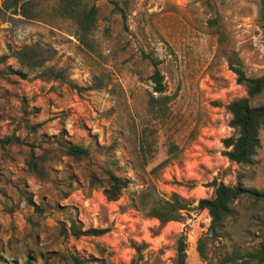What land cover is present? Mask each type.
I'll use <instances>...</instances> for the list:
<instances>
[{
  "label": "rangeland",
  "instance_id": "obj_1",
  "mask_svg": "<svg viewBox=\"0 0 264 264\" xmlns=\"http://www.w3.org/2000/svg\"><path fill=\"white\" fill-rule=\"evenodd\" d=\"M36 1L42 14L29 20L3 12L0 0V57L34 49L7 60L25 78L0 84L1 98L9 97L0 115L17 110L22 99L26 118L39 125L34 137L61 133L90 155L62 158L42 182L24 164L25 147L0 143V264H73L71 256L85 264H171L179 238L186 264H216L231 251L242 256L264 244V126L247 166L229 163L221 143L233 134L225 105L246 93L229 60L237 59L249 78L264 76L258 1L83 0L97 10L92 51L77 42L70 21L51 14L57 0ZM146 56L159 62L163 76L162 118L147 109ZM263 103L264 92L250 105ZM12 133L32 137L0 119V139ZM107 170L129 180L115 202L102 193ZM213 181L247 192L215 240L206 211L183 213L181 222L164 227L143 217L141 203L171 193L196 206L211 196ZM71 221L101 234L67 236L62 227ZM200 238L205 260L196 252ZM133 243L144 245L141 259Z\"/></svg>",
  "mask_w": 264,
  "mask_h": 264
},
{
  "label": "trees",
  "instance_id": "obj_2",
  "mask_svg": "<svg viewBox=\"0 0 264 264\" xmlns=\"http://www.w3.org/2000/svg\"><path fill=\"white\" fill-rule=\"evenodd\" d=\"M260 6L261 28L264 33V0H257ZM118 7L114 9L118 11ZM1 10L12 15L21 16L29 20H37L42 14L39 4L36 0H2ZM51 14L59 19L70 21L74 27V36L77 42L88 51L94 48L93 32L96 26L97 10L94 6H88L83 0H57L51 7ZM40 18V17H39ZM34 49L33 47L23 46L11 52L10 55L0 57V84H12L14 78L24 79L25 75L21 71L11 69L6 65L8 59L19 60L20 56H27ZM146 58L152 67L150 81L152 83V93L147 99V109L155 118H162L166 114V104L168 97L164 95L165 84L163 76L159 70V62L149 56ZM229 68L236 77V84L244 88L246 92L243 97L235 98L225 105L230 119L228 127L232 129L233 134L221 141L224 151L222 155L229 163L240 166L249 165L257 150L259 144V132L264 126V103L253 107L251 101L264 92V76L258 78H249L245 75L241 63L237 59L229 60ZM57 76L61 77L59 73ZM0 94V98H1ZM9 97H3L0 104L4 107L8 105ZM10 115H0L1 120L10 119L17 129H24L26 136H32L30 141H25L24 137L12 133L0 139L1 146L25 147L24 164L31 174L38 180L45 182L48 179L50 167L62 158H69L74 161L87 160L90 155L88 148L78 144L71 143L65 136L59 133L56 136L39 135L34 137L38 124L31 123L26 117L29 115L22 99L18 103V109L8 112ZM142 143L146 144L143 138ZM143 149V148H142ZM165 162L159 164L162 168ZM105 182L102 185L103 196L107 202H115L119 199L121 190L125 189L129 183L128 179L116 176L112 171H104ZM95 175L90 176V184H95ZM212 188V194L209 198L200 199L197 205L193 202L171 193L167 198L151 199L148 202L141 203V212L143 217L157 221L159 227H164L169 222H181L183 213L192 211H206L210 219L207 233L212 239L218 237V230L228 218L233 215L235 202L247 192L239 186H227L222 182L213 181L209 185ZM63 233L67 236L78 238L84 235L95 236L101 233L94 230L82 231L71 221L68 229L62 227ZM136 255L141 259V251L144 245L133 243L132 247ZM205 243L200 238L197 241L196 252L201 260L206 259ZM73 264H85L80 258L71 256ZM239 262V260H241ZM264 264V244H260L253 252H247L244 255H238L237 252L230 253L219 258L216 264ZM133 264V263H132ZM171 264H186V245L181 238L177 240L175 247V256Z\"/></svg>",
  "mask_w": 264,
  "mask_h": 264
}]
</instances>
